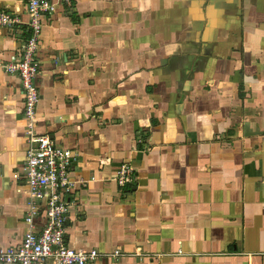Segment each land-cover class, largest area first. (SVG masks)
I'll use <instances>...</instances> for the list:
<instances>
[{
    "label": "crops",
    "instance_id": "crops-1",
    "mask_svg": "<svg viewBox=\"0 0 264 264\" xmlns=\"http://www.w3.org/2000/svg\"><path fill=\"white\" fill-rule=\"evenodd\" d=\"M52 1L33 129L77 154L69 244L131 253L90 264H264V0ZM27 5L0 0L18 19L0 23V247L21 243L29 209L30 121L3 68Z\"/></svg>",
    "mask_w": 264,
    "mask_h": 264
},
{
    "label": "built area",
    "instance_id": "built-area-1",
    "mask_svg": "<svg viewBox=\"0 0 264 264\" xmlns=\"http://www.w3.org/2000/svg\"><path fill=\"white\" fill-rule=\"evenodd\" d=\"M58 1L70 3L72 0ZM56 10L57 1L28 0V37L22 53L19 58L3 64L7 72L18 74L21 79L24 112L30 121L27 131L29 147L21 166L29 205L24 220L26 231L20 244L0 247V262L4 264H90L101 257L131 255L120 249L111 253L95 248L77 249L66 239L71 206L75 203L73 196L82 183L73 177L77 154L72 149L58 145L48 133L39 135L33 129L36 106L40 99L36 79L40 74L37 55L43 22L47 15ZM0 23L14 26L18 19L2 12ZM134 180L135 167L130 162H122L116 172V183L124 189Z\"/></svg>",
    "mask_w": 264,
    "mask_h": 264
}]
</instances>
